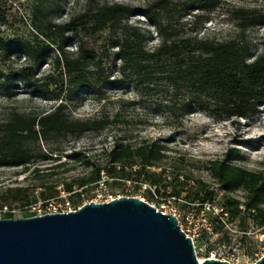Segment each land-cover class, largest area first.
Returning <instances> with one entry per match:
<instances>
[{
	"label": "trees",
	"instance_id": "trees-1",
	"mask_svg": "<svg viewBox=\"0 0 264 264\" xmlns=\"http://www.w3.org/2000/svg\"><path fill=\"white\" fill-rule=\"evenodd\" d=\"M192 1L201 7L211 2ZM69 2L0 0V58L22 57L16 69H6L0 63V92L12 94L11 80L17 74L33 85L36 69L49 60L51 69L43 79L54 83L49 90L56 100L50 111L26 115L13 110L0 123V164L21 165L27 171L31 154L26 142L99 131L117 122L102 113L86 119L71 118L65 113L68 98L113 83H131L136 88L162 84L169 96L167 116H183L197 109L217 118H250L259 106L264 110V54L248 60L245 36L248 29L264 25V11L236 9L238 34L217 40L196 33L183 34L174 28L170 17L175 4L171 0H153L147 10L117 2L84 0L81 9L66 19L54 20L50 10L61 11ZM162 13L165 21L161 20ZM135 14H141L155 27L159 38L155 46H147L151 36L148 28L128 23ZM192 16L199 18L197 12ZM72 44L74 49L69 50ZM103 152V163L63 182L61 190L71 192L72 200L80 202L84 189L103 172L115 187H123L125 181L135 182L132 193L145 185L141 194L147 200L156 196L182 198L184 207L197 204L196 214L203 210V203L213 204L214 191L206 182L193 181L191 175L161 165L168 156L167 147L157 140L115 137ZM236 156L228 150L224 159H213L206 166L222 192V211L213 221H238L243 232L250 225L264 229V171L231 163L229 160ZM57 186V182L41 184L35 194L28 193L27 186H11L1 194V200L26 206L59 195ZM232 188H241L243 199L229 195L227 191ZM12 217L11 212L3 213V218Z\"/></svg>",
	"mask_w": 264,
	"mask_h": 264
},
{
	"label": "rangeland",
	"instance_id": "rangeland-1",
	"mask_svg": "<svg viewBox=\"0 0 264 264\" xmlns=\"http://www.w3.org/2000/svg\"><path fill=\"white\" fill-rule=\"evenodd\" d=\"M175 7L171 10V25L183 34H197L201 37L223 40L238 34L235 10L256 9L264 11V0H211L205 7L192 0H171ZM99 3H123L140 10L152 7L153 0H98ZM84 5V0H70L61 11L50 13L54 20L66 19ZM197 12L199 18H193ZM161 20L165 21L164 14ZM128 23L148 28L151 36L147 46L153 47L159 42L155 27L141 14L129 18ZM192 29H195L194 31ZM246 42L252 60L256 55L264 54V25L255 26L245 32ZM72 44L69 50L74 49ZM0 63L6 69H16L22 64V57H3ZM51 69L47 60L39 66L32 78L33 85L23 81L19 74L11 83L12 94L5 96L0 92V123L5 121L13 110L26 115H35L52 109L56 100L51 97L49 89L54 83L43 79ZM48 87V88H47ZM169 98L162 84L140 86L131 83L121 86L113 83L101 90L81 92L66 100L65 113L71 118H92L100 113L109 115L115 120L108 128L99 131H86L79 135L51 136L47 140L30 141L25 147L30 151L29 169L21 165L0 164V205L4 204L1 194L7 187L27 186L28 193L35 194L44 183H56L62 191L64 181L88 173L93 165L105 160L103 149L109 147L115 137H127L131 141L140 138L157 140L167 147V157L161 165L169 170L187 173L193 181H204L214 191L213 205L219 207L222 192L206 166L213 159H224L228 150H233L236 158L229 161L242 168L253 171H264V110L262 106L250 118L224 117L217 118L203 110L179 116L175 113L167 116L166 106ZM33 169V170H32ZM135 182L125 181L123 187L110 185L111 189L121 196L139 197L156 208L170 206L182 213L195 207L182 206L184 200L177 198L147 200L141 190L132 193ZM92 186L84 189V200L92 199ZM169 187L166 188V192ZM227 193L243 199L241 188H232ZM73 204H81L72 200ZM6 203V202H5ZM13 208V218L31 216L30 212L17 203H9ZM217 215L214 210L204 213L208 229H201L196 237V256L203 260L211 251L222 250L225 258L233 264L253 263L264 253V229L250 225L246 232L241 230L238 221L218 223L213 221ZM0 218L3 214L0 213ZM192 225L190 226V228Z\"/></svg>",
	"mask_w": 264,
	"mask_h": 264
},
{
	"label": "water",
	"instance_id": "water-1",
	"mask_svg": "<svg viewBox=\"0 0 264 264\" xmlns=\"http://www.w3.org/2000/svg\"><path fill=\"white\" fill-rule=\"evenodd\" d=\"M0 264H233L196 256L176 217L135 196L0 218ZM250 264H264V253Z\"/></svg>",
	"mask_w": 264,
	"mask_h": 264
},
{
	"label": "built area",
	"instance_id": "built-area-1",
	"mask_svg": "<svg viewBox=\"0 0 264 264\" xmlns=\"http://www.w3.org/2000/svg\"><path fill=\"white\" fill-rule=\"evenodd\" d=\"M109 180L110 179L107 177V175L102 172L101 177L97 181L91 184L92 186L91 192L93 194V197L89 201L108 202L114 198L121 196L120 194L115 193L111 189ZM143 186L145 187V185ZM70 194L71 192L62 190L60 191L59 195L55 197L47 198L44 200H36L29 203L26 206H23L22 208L26 209L33 215H41L44 213L69 212L80 207L81 204L89 202L87 200H84L83 203L80 202L81 204L75 205L72 202ZM81 196H83V194ZM203 207H204L203 210L197 216H195L192 209L186 210L185 212L182 213L181 220H179L180 217L179 210L173 206H170L167 209L165 206L156 209L161 211L162 213H170L176 217L181 230L185 233L186 236L191 238L196 253V247H197L196 237L198 236L199 231L201 229H208V224H207V220L205 219L204 213L206 211L214 210L218 214L220 211H222V208L214 206L210 202L203 203ZM12 211L13 208L11 207V204L4 203L0 205V213L2 214L5 212L12 213ZM191 225L192 227L190 228ZM207 258H215V259L228 261L225 258L224 252L222 250L211 251L210 255Z\"/></svg>",
	"mask_w": 264,
	"mask_h": 264
},
{
	"label": "bare ground",
	"instance_id": "bare-ground-1",
	"mask_svg": "<svg viewBox=\"0 0 264 264\" xmlns=\"http://www.w3.org/2000/svg\"><path fill=\"white\" fill-rule=\"evenodd\" d=\"M198 259H200V258H198Z\"/></svg>",
	"mask_w": 264,
	"mask_h": 264
}]
</instances>
